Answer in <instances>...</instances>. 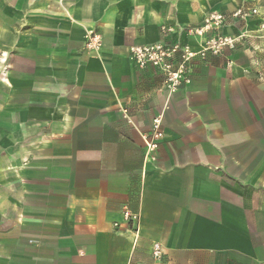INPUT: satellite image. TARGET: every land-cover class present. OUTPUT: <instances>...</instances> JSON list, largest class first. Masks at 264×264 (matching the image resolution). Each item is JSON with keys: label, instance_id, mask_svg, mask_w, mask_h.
Returning <instances> with one entry per match:
<instances>
[{"label": "crops", "instance_id": "0c3cea01", "mask_svg": "<svg viewBox=\"0 0 264 264\" xmlns=\"http://www.w3.org/2000/svg\"><path fill=\"white\" fill-rule=\"evenodd\" d=\"M242 1L0 0V264H264L263 81L197 60L171 93L129 57Z\"/></svg>", "mask_w": 264, "mask_h": 264}, {"label": "built area", "instance_id": "2783aa9c", "mask_svg": "<svg viewBox=\"0 0 264 264\" xmlns=\"http://www.w3.org/2000/svg\"><path fill=\"white\" fill-rule=\"evenodd\" d=\"M257 12V9L245 7L239 8L231 16L219 11H210L205 15L201 25L180 26L179 31L182 35L196 38L197 48L187 40L171 38L173 29L164 26L163 38L160 41L133 46L129 57L140 70L153 67L160 72L166 91L176 92L191 83L194 62L198 55H204L208 51L218 53L224 46L234 41L230 36L221 34L231 17L245 19ZM85 40L86 49L99 55L102 46L101 35L95 30H89ZM163 139L162 120L155 118L152 131L145 136L148 154L155 152ZM123 216L127 223L139 220V214L128 209L124 211ZM152 256L157 262L163 261L164 249L161 243L153 244Z\"/></svg>", "mask_w": 264, "mask_h": 264}, {"label": "rangeland", "instance_id": "374dc122", "mask_svg": "<svg viewBox=\"0 0 264 264\" xmlns=\"http://www.w3.org/2000/svg\"><path fill=\"white\" fill-rule=\"evenodd\" d=\"M240 4L242 5H240L239 8L245 7L257 9L258 12L250 14V16L245 19L239 18L242 20V24H240L232 34H226L223 29L221 34L230 36L234 41L229 45L224 46L218 53L208 51L204 55H198L195 58L194 66L197 60L208 62L213 61L215 58L223 61L234 60L244 65L249 64V73L252 78L263 81L264 83V0H243ZM0 23L2 24L3 22L1 21ZM180 26L181 25L174 28L172 30V34L177 32L179 34L175 39L184 40V38H182V34L179 31ZM188 39L191 45L197 48L195 40L196 38L188 37ZM6 60L7 56H4L3 52H0V62L2 63L0 66L1 76L3 74L2 66Z\"/></svg>", "mask_w": 264, "mask_h": 264}]
</instances>
